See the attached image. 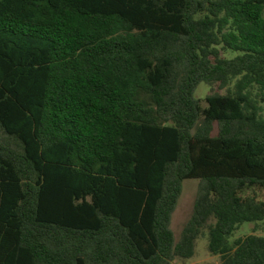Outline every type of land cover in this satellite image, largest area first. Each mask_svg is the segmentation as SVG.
Here are the masks:
<instances>
[{
    "label": "trees",
    "instance_id": "obj_1",
    "mask_svg": "<svg viewBox=\"0 0 264 264\" xmlns=\"http://www.w3.org/2000/svg\"><path fill=\"white\" fill-rule=\"evenodd\" d=\"M256 191L264 0H0V264H264Z\"/></svg>",
    "mask_w": 264,
    "mask_h": 264
},
{
    "label": "rangeland",
    "instance_id": "obj_2",
    "mask_svg": "<svg viewBox=\"0 0 264 264\" xmlns=\"http://www.w3.org/2000/svg\"><path fill=\"white\" fill-rule=\"evenodd\" d=\"M227 56H233V53H227ZM209 86L205 83H201L196 89V96L198 98L204 99L207 94ZM203 106H205V102L202 101ZM198 187V179L190 178L185 179L182 184V192L178 199V203L176 209L172 214L171 219V228L175 234L176 239H179L181 231L190 218L194 199L196 195ZM246 194H253L252 192H247ZM259 199L264 200V192L256 191L255 193ZM256 233L264 235V220L260 222H244L235 230L232 240L243 237L250 233ZM220 257L218 255H213L209 252L208 249V237H207V228L203 230V235H201L195 244V252L191 258L175 259V264H204V263H219Z\"/></svg>",
    "mask_w": 264,
    "mask_h": 264
}]
</instances>
